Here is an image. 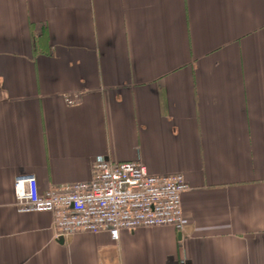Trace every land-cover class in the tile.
Segmentation results:
<instances>
[{
	"label": "crops",
	"instance_id": "1",
	"mask_svg": "<svg viewBox=\"0 0 264 264\" xmlns=\"http://www.w3.org/2000/svg\"><path fill=\"white\" fill-rule=\"evenodd\" d=\"M100 160L184 175L185 230L17 210ZM0 264H264V0H0Z\"/></svg>",
	"mask_w": 264,
	"mask_h": 264
},
{
	"label": "built area",
	"instance_id": "2",
	"mask_svg": "<svg viewBox=\"0 0 264 264\" xmlns=\"http://www.w3.org/2000/svg\"><path fill=\"white\" fill-rule=\"evenodd\" d=\"M187 190L184 175H153L140 161H96L90 181L45 191L34 175H20L14 182L17 210L50 213L57 237L108 232L115 241L121 231L140 228L169 226L182 233Z\"/></svg>",
	"mask_w": 264,
	"mask_h": 264
}]
</instances>
